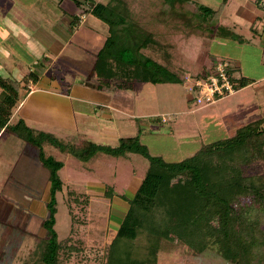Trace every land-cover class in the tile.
Returning <instances> with one entry per match:
<instances>
[{
    "label": "rangeland",
    "instance_id": "374dc122",
    "mask_svg": "<svg viewBox=\"0 0 264 264\" xmlns=\"http://www.w3.org/2000/svg\"><path fill=\"white\" fill-rule=\"evenodd\" d=\"M8 1L0 0V8ZM10 1L16 4L10 10V15H18L20 10L21 14L25 12L27 22L33 25V28L28 27L27 31H33V38L47 51L45 57L35 58L25 48L23 41L8 30V26L0 18V55L3 49L15 48L17 51L12 53L21 60L23 66L26 68L33 65L31 68L33 70L36 69V64L38 73L39 66L41 64L45 66L46 60L53 59L52 62L58 66L49 68L53 76L50 85L43 80L40 82L44 86L45 84L49 86V91L39 90L27 102V109L33 111L34 116L39 119L35 120V117L30 118L31 120L22 119L24 125L31 130H42L61 138L73 128L86 129L96 144L112 147L121 137L138 136L140 144L146 147L150 156H159L166 162H178L193 156L206 144L229 138L235 127L240 128L253 121L264 120V0H261L262 10L257 9L252 2L255 0H226L218 19L220 25L228 27L233 32L234 39L172 37L174 50L168 68L179 76L183 83L161 85L143 83L140 86L137 91L143 99L141 112L154 114L153 118L141 120L140 123L147 124L148 127L145 128L139 123L136 124L135 120L126 119L116 113L102 116L100 119L94 115L73 116L63 113L62 108L72 107L73 102L62 100L58 96L80 95L86 91L76 80L88 77L89 73L93 72L95 55L107 34V26L104 23L91 12L82 11L85 16L82 18L85 19L73 28L74 35L65 49L61 36L58 38L52 33L56 20L62 18L61 3L65 0ZM93 1L106 3L108 0ZM202 1L199 3L212 9H217L221 2ZM253 4L260 11L258 19L255 17V23L252 21V15L249 17L244 14L248 7L254 11ZM249 26L253 27V31L249 30ZM220 59H226L234 65L233 72L236 78L246 77L253 83L212 105H195L192 100L195 94L189 92V88L194 84V79L205 75V66L208 65L209 69L215 60ZM159 62L163 63L161 60ZM41 84H37L36 88L41 89L39 88L42 87ZM95 85L94 77L93 87ZM109 90L112 93L119 91ZM111 95L112 100L116 102L114 104L119 105V108L130 109L128 101L122 100L120 96ZM76 102L74 105L77 106ZM226 113L228 116H225ZM44 117L49 120H62L74 127H71L72 129L65 127L60 129L62 131L52 126L40 128L41 123H44L42 120ZM16 119L19 118L14 116L10 124L13 125ZM160 119L165 123L160 122ZM214 119L219 124L210 127ZM229 119H232L233 124ZM223 121L226 122L224 126ZM98 126L116 131L104 132L100 129L98 131ZM203 127L204 131L207 127L212 130L208 129L205 133L200 129ZM0 149L12 158V154H15L18 159L13 165L7 164L6 168H10L9 173L2 172L0 176V264H23L32 255L39 240L48 235L46 222L50 219L47 206L50 172L42 164L41 152L14 133L1 131ZM43 154L63 164L57 172L61 190L55 195L53 230L57 235V241L67 240L82 248L79 253H74L67 264H103L105 248L113 239L123 213L128 210L129 204L126 200L133 197L148 168V160L137 154L113 157L99 152L96 156L82 161L50 146L43 147ZM7 159L4 157V160ZM255 167L259 173H264V160L257 162ZM106 191H111L109 193L111 195H106ZM71 192L85 197L87 204L75 203ZM121 192L124 194L120 195ZM83 258L86 262L82 263L79 259ZM158 264L232 263L211 251L196 257H188L182 251H178L160 253Z\"/></svg>",
    "mask_w": 264,
    "mask_h": 264
},
{
    "label": "trees",
    "instance_id": "16d2710c",
    "mask_svg": "<svg viewBox=\"0 0 264 264\" xmlns=\"http://www.w3.org/2000/svg\"><path fill=\"white\" fill-rule=\"evenodd\" d=\"M73 2L81 14L91 12L107 26L92 65L98 91H132L143 83L182 84L168 68L173 36L234 39L233 32L218 19L226 0H221L217 9L196 0ZM255 5L262 10L261 0H255ZM71 20L72 29L79 19L72 15ZM37 81L34 72L20 81L0 76V133H14L37 148L50 172L48 235L39 240L23 264H67L82 249L67 240L57 241L53 230L55 195L61 190L57 172L63 164L45 157L44 146L82 161L99 152L113 157L137 154L148 160L137 190L126 200L128 210L105 248L103 264H158L160 253L178 251L188 257L211 251L232 264H264V173L255 167L264 160L263 119L238 128L229 138L204 145L189 158L166 162L150 156L138 136L121 137L112 147L96 144L91 134L82 130L59 138L29 129L20 118L11 125L21 94L26 95L29 83ZM232 83L239 90L253 81L239 77ZM71 194L75 203L87 204L85 197Z\"/></svg>",
    "mask_w": 264,
    "mask_h": 264
},
{
    "label": "crops",
    "instance_id": "0c3cea01",
    "mask_svg": "<svg viewBox=\"0 0 264 264\" xmlns=\"http://www.w3.org/2000/svg\"><path fill=\"white\" fill-rule=\"evenodd\" d=\"M196 1L199 2L202 0H196ZM252 2L255 4L254 1H252ZM219 4H220V2H219ZM15 5L16 4L14 3V1L12 2L10 0L7 3H5V5H1L0 12H2V14H0V18L2 19L3 23H5V25L8 26V28H9L8 30L11 33H13L16 38L23 41V45H25V48L35 58H37V56L39 58L45 57L47 50L43 47V45H41L39 43V41H36V39L33 38V36H34L33 31L32 32L27 31L28 27L31 29L33 28L32 27L33 25H31L30 23L27 22V19H28V18H26L27 14H26V16H25V12H22V14H21V10L19 8L20 14L10 15V10H12L13 9L12 7H15ZM61 7H62V14H63L62 18H60V19L57 18L58 20H56V26H55L54 30L52 31V33L54 35H57L58 38H60V36H61V41L64 43L63 48L65 47V49H66L69 46V41L72 39V37L74 35V31H75V29L70 28V24L72 21L71 16L75 15L78 17L79 25L84 21L85 18H82V17H85V16H84V14H80L81 10L78 9L75 6V4L69 0L62 1ZM253 8H254V11L249 9V7H248V10H244V12H245L244 14H246L247 16L249 15V17H251V15H252L253 16L252 21L254 22L255 17H257V19H258V15H259L260 11L256 9L255 5L253 6ZM249 27H250L249 30H251L253 28L252 26H249ZM12 51H17V50L15 48L14 49L11 48L10 50H4L3 49V53H2V55H0V76L1 77L10 78V79L20 81L22 78L27 76L30 72H34L36 75H38L37 83H35V84L29 83L28 88L30 91L26 95L21 94L19 103L17 104V106L13 110L12 117L16 116V117L21 118V119H26V118L33 119V117H35L34 116L35 113L33 111L27 109V102L39 90L49 91L48 90V89H50L49 86H46V84L44 86L40 82L43 80V81H46V83H49V85H50L53 76H52L51 72L49 71V68L58 67V66H57V63L52 62L53 59L46 60L45 66L43 64H41L39 66L40 72L38 73V72H36V70H37L36 64H35L36 69L31 70L33 65L27 66L25 68L23 66V63L21 62V60H19V58H16L14 56V54L12 53ZM207 67H208V65L205 66L206 70L208 69ZM76 82H77V84H81L82 88L86 91L80 95L68 94L66 96H64V95L58 96V95L54 94V95L60 97L62 100H67V101L73 102L72 107L69 106L66 108V106H65L62 108L64 115H73V116L74 115H81V114L82 115H94L97 117L99 116L98 118L100 119V117H102V116L105 117V116H108L109 114L116 113V114L123 115L124 118H126V119L135 120L136 124L139 123V125L142 126V128H145L148 126H147V124L140 123L141 120L146 119V118H153V116H154V114H150L147 112L146 113L141 112V109H142L141 106L143 103L142 102L143 99H141L140 93L137 90H139V88L142 84H136L132 91H118V93H115V92L112 93V92H110V90L98 91L95 89V87H93V84H94L93 72H90L88 77L77 79ZM37 84L42 85V87H39L41 89L36 88ZM248 86L238 90L236 93L244 90ZM111 94H114L115 97L120 96L122 98V100L124 99V100L128 101L130 103V109L119 108V105L114 104L116 102H115V100L114 101L112 100ZM74 102H76L78 105L77 106L74 105ZM78 102H81V103H78ZM249 110H250V108H248L247 111H249ZM243 112L244 111H242V113ZM225 116H228L227 113ZM99 119H98V123H99V125H101ZM35 120H39V119H37L35 117ZM42 120L44 121V123H41L42 127L40 126V128H47L46 126H52V127H55V129L57 128L56 130L59 129L58 131H62L60 129H63L65 127H70V128L74 127L73 125H70L69 123H64V121H62V120H54V119L49 120L47 117L42 118ZM160 120H161L160 122L165 123L162 121V119H160ZM229 120H230L231 124H233L232 119H229ZM226 121H227V119H226ZM216 124H219V122L216 119H214L211 122L210 127L212 125H216ZM74 125H75V121H74ZM224 125H226V122L224 123V121H223V126ZM234 126H235V124H234ZM210 127H207L205 131H204V127H203V129L202 128H200V129L202 132L206 133V132H208V129L209 130L211 129ZM236 128H238V127L234 128V130H233L234 133L236 131ZM99 129L101 131H104V132H106V131H109V132L114 131L115 132L116 131V129H107V128L102 127V126H98L97 130L99 131ZM78 130L86 131V129H75V128H73L72 131L68 132L67 134L78 131ZM117 130H119V129H117ZM40 131H42V130H40ZM234 133L232 134V136L234 135ZM166 134H168V133H166ZM12 156H13V158L11 156L7 155L5 153V151L0 149V176H1L2 172L6 173V174L9 173L8 170H10V168L9 169L6 168L8 166L7 164L13 165L14 162H17V160H18L17 156H15V154H12ZM4 157H5V159H7V158L8 159L4 160ZM11 159H12V161H11ZM9 162H11V163H9ZM2 178H4V177L2 176ZM139 184H138V186H139ZM138 186H137V188H138ZM137 188L135 189V191L137 190ZM123 194H124V192L120 195H123ZM125 213L126 212H124L123 216L120 218V220H119L120 223H121L123 217L125 216Z\"/></svg>",
    "mask_w": 264,
    "mask_h": 264
},
{
    "label": "built area",
    "instance_id": "2783aa9c",
    "mask_svg": "<svg viewBox=\"0 0 264 264\" xmlns=\"http://www.w3.org/2000/svg\"><path fill=\"white\" fill-rule=\"evenodd\" d=\"M233 66L226 59L215 60L214 65L206 70L205 75L194 79L189 92L195 94L192 99L195 105L209 106L238 91L232 83V80L236 79Z\"/></svg>",
    "mask_w": 264,
    "mask_h": 264
},
{
    "label": "water",
    "instance_id": "95a60500",
    "mask_svg": "<svg viewBox=\"0 0 264 264\" xmlns=\"http://www.w3.org/2000/svg\"><path fill=\"white\" fill-rule=\"evenodd\" d=\"M93 5V3H88V6L91 7Z\"/></svg>",
    "mask_w": 264,
    "mask_h": 264
}]
</instances>
